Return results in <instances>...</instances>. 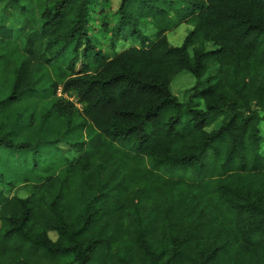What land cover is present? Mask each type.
<instances>
[{
  "label": "trees",
  "instance_id": "trees-1",
  "mask_svg": "<svg viewBox=\"0 0 264 264\" xmlns=\"http://www.w3.org/2000/svg\"><path fill=\"white\" fill-rule=\"evenodd\" d=\"M29 1L0 0V264H264V0Z\"/></svg>",
  "mask_w": 264,
  "mask_h": 264
},
{
  "label": "rangeland",
  "instance_id": "rangeland-1",
  "mask_svg": "<svg viewBox=\"0 0 264 264\" xmlns=\"http://www.w3.org/2000/svg\"><path fill=\"white\" fill-rule=\"evenodd\" d=\"M119 1H121V0H111L110 12H113L117 8ZM41 3H44V0H30L29 6L32 8L33 12L36 13L37 9L39 7V4L41 5ZM96 19H98V17H96ZM96 27L100 28V25L98 24V22L96 23ZM148 27L149 28L142 26L140 28V30L145 35L153 38L156 33H154V34L152 33V31L150 30V27H151L150 25ZM152 28H154V27L152 26ZM192 29H193V27L190 25L183 24V25L179 26L174 31H171L170 33H168L169 42L171 43V45H173L175 47L181 46L183 44V42L185 41L186 37L192 31ZM154 30H155V28H154ZM96 33L97 32H95L94 34H96ZM133 46H140V42L135 37H131L125 41L121 40L117 45V51H121L123 49L130 48ZM195 84H196V79L193 77V75L188 74V73H184V74L179 75L174 80V82L172 83V86H171V90H172L173 94L179 99L180 102L185 103L187 101L188 93L190 92V90H192L194 88ZM198 104L200 105L201 102H199ZM260 128H261L262 135L264 137V121L261 123ZM262 150L264 151V143L262 146ZM28 194H30V189H25V190L20 191L19 196L27 197ZM51 237L54 238L55 235L51 234Z\"/></svg>",
  "mask_w": 264,
  "mask_h": 264
}]
</instances>
